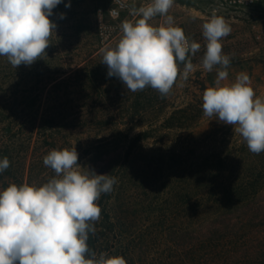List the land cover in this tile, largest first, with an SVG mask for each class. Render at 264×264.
Masks as SVG:
<instances>
[{
    "label": "trees",
    "instance_id": "1",
    "mask_svg": "<svg viewBox=\"0 0 264 264\" xmlns=\"http://www.w3.org/2000/svg\"><path fill=\"white\" fill-rule=\"evenodd\" d=\"M31 65L0 56V191L55 177L50 150L76 149L81 171L116 177L98 204L90 250L127 264H238L264 258V152L203 115L210 85L195 71L167 97L107 75L98 29H72ZM120 35L110 43L115 46ZM88 60V62H85ZM77 68H73V67ZM183 68V65H180ZM205 124V122H207ZM205 127L202 129V126ZM256 204V205H255ZM248 259V260H247Z\"/></svg>",
    "mask_w": 264,
    "mask_h": 264
},
{
    "label": "clouds",
    "instance_id": "2",
    "mask_svg": "<svg viewBox=\"0 0 264 264\" xmlns=\"http://www.w3.org/2000/svg\"><path fill=\"white\" fill-rule=\"evenodd\" d=\"M61 2L0 0V56L15 68L40 59L56 29L49 17ZM114 3L127 7L133 19L120 23L121 35L114 47L106 44L100 49L109 77H118L130 92L150 87L167 97L178 80L183 87L198 67L212 72L219 66L214 86L202 94L203 115L232 125L251 153L264 152V99L256 95L245 72L225 83L232 56L223 52L222 39L232 29L224 17L214 12L202 24L206 51L200 64L194 65L192 57L201 44L186 37L168 14L174 0H150L139 7H129L126 0ZM70 6V2L65 4ZM110 14L118 16L115 9ZM157 16L162 22L150 23ZM98 17L102 29V13ZM43 164L55 177L40 186L13 183L0 191V264H127L119 255L100 253L97 258L87 243L101 218L98 201L113 191L117 178L81 171L75 148L50 150ZM9 166L7 157L0 159V173Z\"/></svg>",
    "mask_w": 264,
    "mask_h": 264
},
{
    "label": "rangeland",
    "instance_id": "3",
    "mask_svg": "<svg viewBox=\"0 0 264 264\" xmlns=\"http://www.w3.org/2000/svg\"><path fill=\"white\" fill-rule=\"evenodd\" d=\"M126 1L129 7L133 4L139 7L150 2V0ZM69 2L71 6L65 7V4ZM211 3V0H174V4L168 13L173 16L175 24L183 28L186 37L201 44L200 50L192 57L194 65L200 64L206 51L202 24L213 14ZM110 5L111 0H62L61 4L53 9V15L49 17L56 24V29L51 34L49 47L45 51H52L60 41L75 44L76 39L72 32L75 25H80L83 29L91 27L98 29L100 36L98 52L106 44L110 45L115 37L121 35L120 23L126 18L133 19L128 11L118 19L110 18L108 15ZM98 10L102 13L104 25L101 29L102 34H100ZM61 13L65 14L63 18H61ZM219 16L224 17L232 29L230 35L222 39L223 52L232 56L231 65L228 68V80L225 83L234 82L238 73L245 72L251 79V86L256 95L264 99V9L251 8L238 15ZM161 22L162 18L159 16L150 21L154 25H159ZM45 54L52 56L51 52ZM86 62L88 60L83 63ZM73 68L77 67L74 66ZM218 68L219 66H216L212 72H206L202 67H198L195 71H200L207 83L214 86ZM207 123L208 121L205 122V124ZM230 126L234 130V127ZM254 202L264 207V193H261ZM260 230L262 231L259 235L264 238V227L261 226ZM239 262L238 264H264V258L257 261L240 259Z\"/></svg>",
    "mask_w": 264,
    "mask_h": 264
},
{
    "label": "built area",
    "instance_id": "4",
    "mask_svg": "<svg viewBox=\"0 0 264 264\" xmlns=\"http://www.w3.org/2000/svg\"><path fill=\"white\" fill-rule=\"evenodd\" d=\"M212 3V13L215 12V14L218 15H238L239 13L243 11H247L251 8H261L264 9V0H211ZM127 2V1H126ZM128 5V3H127ZM129 6V5H128ZM115 9L118 12V16L113 18V16L110 14V10ZM128 11V8H120L118 3H114V0H111V5L108 9V15L112 19H118L121 17V15ZM98 13H101L100 10H98ZM99 22V28L101 21L98 19ZM100 34H102V30L100 29Z\"/></svg>",
    "mask_w": 264,
    "mask_h": 264
}]
</instances>
